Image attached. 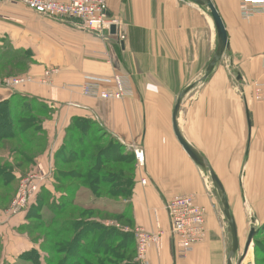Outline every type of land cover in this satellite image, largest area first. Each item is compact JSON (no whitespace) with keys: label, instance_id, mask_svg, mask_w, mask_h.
I'll return each instance as SVG.
<instances>
[{"label":"crops","instance_id":"1","mask_svg":"<svg viewBox=\"0 0 264 264\" xmlns=\"http://www.w3.org/2000/svg\"><path fill=\"white\" fill-rule=\"evenodd\" d=\"M212 1L230 48L197 86L218 42L206 7L189 0H108L120 24L115 35L101 37L24 5L0 3V57L29 51L32 59L22 74L32 80L11 86L12 78H0V102L20 95L53 110L44 122L48 148L34 168L53 170L72 120L91 119L131 152L144 150L145 166H136L130 199L135 227L167 232L165 205L175 195H194L206 209L207 237L191 254L177 258L165 234L163 244L150 249L148 264H227L232 243L214 185L174 131L173 111L188 89L178 127L221 181L241 245L264 221V102L254 98L255 82L264 84V15L243 17L241 0ZM49 68L59 73L50 85L41 84L39 77ZM116 75L127 76L132 86L123 99L92 98L79 88L92 79L112 88ZM6 210L0 208V264H15L37 247L23 228L25 215L11 219Z\"/></svg>","mask_w":264,"mask_h":264},{"label":"trees","instance_id":"2","mask_svg":"<svg viewBox=\"0 0 264 264\" xmlns=\"http://www.w3.org/2000/svg\"><path fill=\"white\" fill-rule=\"evenodd\" d=\"M30 61L29 51L5 54L0 57V78L26 72ZM52 111L36 98L26 96L14 95L0 102V208L10 205L20 180L36 170L37 160L47 150L44 122ZM54 161L53 189L49 186L51 180L42 187L23 224L28 233L31 219L42 220L41 214L46 216L37 223L38 228L47 230L42 249L44 264H140L136 240L129 228L121 224L123 219H129L135 228L130 203L135 153L104 132L97 122L75 118ZM71 163L78 164L66 169ZM122 198L124 201L114 200ZM103 212L122 217L109 225L98 216ZM263 235L264 225L258 227L254 236L256 253L264 252V240L259 239ZM29 253L40 251L34 248L20 259L29 260ZM39 261L33 263L42 264Z\"/></svg>","mask_w":264,"mask_h":264},{"label":"built area","instance_id":"3","mask_svg":"<svg viewBox=\"0 0 264 264\" xmlns=\"http://www.w3.org/2000/svg\"><path fill=\"white\" fill-rule=\"evenodd\" d=\"M0 3L21 4L31 11L52 19L72 22L78 28L101 37L109 36L111 26H119L120 20L109 12L108 0H0ZM243 17L264 15V0H241ZM58 68L47 69L39 82L50 85ZM32 80V76L23 75L8 81L11 85L22 84ZM116 89L104 85L101 80H87L79 85L81 92L88 97L102 98L105 100H120L132 93L130 80L125 75H116ZM256 83V82H255ZM257 100L264 102V84L256 83ZM261 87V88H260ZM137 165L145 166L144 150L141 147L134 149ZM52 170L37 169L24 176L19 183L16 196L10 207L5 211L9 218L25 215L43 186L51 180ZM142 183L147 178H142ZM169 218V230L148 231L138 226L135 227L137 244V259L140 264H148L150 249L163 244L165 234H169L173 241L176 257L186 258L195 247L207 237L206 209L196 203L194 195L179 194L172 197L165 205Z\"/></svg>","mask_w":264,"mask_h":264},{"label":"water","instance_id":"4","mask_svg":"<svg viewBox=\"0 0 264 264\" xmlns=\"http://www.w3.org/2000/svg\"><path fill=\"white\" fill-rule=\"evenodd\" d=\"M189 1L194 2L195 4H197L199 6L206 7L210 11L211 17L213 19V22H214L216 30H217V36H218V42H217V48H216L215 54L213 55L210 62L207 64L203 76L196 82L195 85L197 86V85L203 84L204 81L210 76V74L212 73V71L215 68V66L217 65V63L222 59L225 51L230 48V45H229V39H228V34H227L225 24L223 22V19L220 15L219 11L216 8L214 2L212 0H189ZM110 33L112 35H115L117 33V27L115 25L111 26ZM188 91H189V89L180 95V97L177 101V104L174 108V111H173L174 131H175V134L177 136V139L179 140V142L181 143V145L183 146L185 151L193 159V161L198 166H200L204 172L209 173V175H210L211 182L214 185V187L218 193L219 200L223 206V214H224L225 220L227 221V223L229 225V232H230L231 238H232V243H231V246L229 249V254L227 257V264H235L233 260H234V257L237 255V253L241 247V243L239 240L238 227H237L235 218L231 214L230 205H229V202L227 200L225 189H224L221 181L216 176L213 169L211 168V166L207 162V160L203 156H201L197 152V150H195L185 140V138L182 136L180 129L178 127L177 116H178V113L180 110L181 100H182L183 96ZM262 225H264V221H262L261 223L260 222L257 223L256 225H254L251 228L249 235H248V238H247V241H246V244L244 246V250H243L237 264H242L244 262V260L246 259V257L248 256L251 247L254 248V236L257 233L258 227L262 226Z\"/></svg>","mask_w":264,"mask_h":264},{"label":"rangeland","instance_id":"5","mask_svg":"<svg viewBox=\"0 0 264 264\" xmlns=\"http://www.w3.org/2000/svg\"><path fill=\"white\" fill-rule=\"evenodd\" d=\"M29 62V61H28ZM30 63H31V61H30ZM30 65V64H29ZM50 69V68H49ZM47 70V69H46ZM45 70V71H46ZM44 71V72H45ZM25 72H21V73H19V74H17V75H8V74H6L5 73V75H8L7 76V78H16V77H19V76H22V74H24ZM15 74V73H14ZM26 76H27V74H25ZM43 75V74H42ZM42 75L39 77V79L42 77ZM115 77L116 76H114L113 77V87L111 88V89H116V87H117V83L115 82L116 80H115ZM2 79V78H1ZM8 82V81H7ZM107 83H109V82H107ZM257 83V82H256ZM256 83H255V88H256V93H255V96H254V98H255V100H257V98H256V95H257V87H256ZM42 84V83H41ZM16 85H19V84H16ZM11 86H15V85H11ZM110 88V87H109ZM261 88V87H260ZM100 99H102V98H100ZM258 102H259V100H257ZM261 102V101H260ZM47 132V131H46ZM105 142L107 143L108 142V140H105ZM104 146H105V143L103 144ZM77 164L78 163H71V164H68V165H66V169H70V168H74L75 166H77ZM136 166H137V164H136ZM137 168V167H136ZM136 172V171H135ZM205 175H206V178H209V180L211 181V179H210V175H209V173H205ZM18 191V190H17ZM0 192H3V190H0ZM16 196V195H15ZM108 199V198H107ZM110 199V198H109ZM114 200H123L124 201V198H122V199H114ZM12 203V202H11ZM11 203H10V205H11ZM10 205H8V207H7V209L10 207ZM121 206V209H124V204L123 205H120ZM110 207H112V206H110ZM43 212V211H42ZM42 215V217H41V219L42 220H40V219H31L29 222H31V223H33L32 224V226H29L28 228L30 229V231H28V234L30 235V239L32 240V242L35 244V246H37V248H38V250L40 251V253L38 254V253H29V260H26V259H20L19 261H17V263H15V264H34L33 262H34V260H36L37 262L40 260L41 261V263L42 264H44V258H43V256H42V252H43V243H44V235H45V233H46V229H43V228H38L39 226L37 225V223L39 222V221H44L45 219H46V216L44 215L43 216V214H41ZM99 218H103V219H105L106 221H105V223H107V224H112L113 222H115L116 220H118V218H121L122 216H120V217H115V216H113L112 214H109V213H107V212H103V213H100L99 215ZM14 218H16V217H12L11 219H14ZM123 222L124 223H121L123 226H125V227H128L129 228V230H128V232L135 238V228L133 227V226H131V224L129 223L130 221H129V219H123ZM29 224V223H28ZM113 224H115V223H113ZM122 227V226H121ZM120 228V227H119ZM242 232H245V230H242ZM246 238V237H245ZM258 238V237H257ZM259 239L260 240H264V235L263 236H261V237H259ZM135 240H136V238H135ZM39 246V247H38ZM243 250H244V245H243V243H242V245H241V247H240V249H239V251H238V253H237V255L234 257V263L235 264H237L238 263V260H239V258H240V256H241V254H242V252H243ZM251 252H250V254L247 256L249 259H250V261L249 262H252V264H264V252H262V251H258V253H256L254 250H255V246H254V248L253 247H251ZM27 253V252H26ZM26 256L28 255V254H25ZM246 257V258H247ZM39 261V262H40ZM242 264H248V262H246L245 260H244V262L242 263Z\"/></svg>","mask_w":264,"mask_h":264},{"label":"bare ground","instance_id":"6","mask_svg":"<svg viewBox=\"0 0 264 264\" xmlns=\"http://www.w3.org/2000/svg\"><path fill=\"white\" fill-rule=\"evenodd\" d=\"M250 252H251V250H250ZM250 252H249V254H250ZM249 254H248V255H249ZM248 260L250 261V259L247 257V258L245 259V261L248 262V264H252V262H249Z\"/></svg>","mask_w":264,"mask_h":264}]
</instances>
